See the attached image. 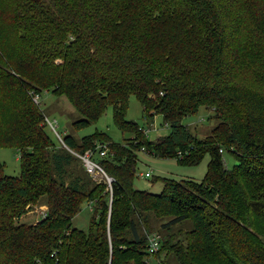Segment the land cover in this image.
<instances>
[{
    "label": "trees",
    "instance_id": "trees-1",
    "mask_svg": "<svg viewBox=\"0 0 264 264\" xmlns=\"http://www.w3.org/2000/svg\"><path fill=\"white\" fill-rule=\"evenodd\" d=\"M44 91L73 103L75 130L112 107L126 142L63 135L112 184L57 147L34 98ZM132 95L168 135L126 118ZM202 106L219 124L199 139L181 120ZM0 147L21 156L16 176L0 161V264H264V0H0ZM139 150L211 159L201 181L163 176L153 193L134 185ZM45 199L44 219L17 221ZM85 203L88 231L73 226ZM150 214L168 219L154 253Z\"/></svg>",
    "mask_w": 264,
    "mask_h": 264
},
{
    "label": "rangeland",
    "instance_id": "rangeland-1",
    "mask_svg": "<svg viewBox=\"0 0 264 264\" xmlns=\"http://www.w3.org/2000/svg\"><path fill=\"white\" fill-rule=\"evenodd\" d=\"M35 101L41 107L42 112L46 115V120L43 122L47 131L51 133L53 141H55L57 147L62 146L67 148L72 154L76 155L77 158L83 163V159L79 155H83L77 152L79 155L72 152L63 139L64 134L74 133L77 139H80L87 134H91L97 130L107 132L112 139L119 142H126L127 135H125L117 125L114 123L113 110L109 107L106 113L103 114L101 119L97 122L91 123L86 128L75 130L72 126L73 122L81 119V115L76 111L73 103L70 102L69 98L65 95H55L51 91H44L42 95L35 96ZM126 118L128 120H134L141 124L142 127H149L152 124V130L148 132L149 138L152 140L159 139V136H165L170 133V128L163 122V115H157L151 123H147V120L143 118V107L135 95L131 96L129 109ZM186 126L190 127L191 132L196 135L199 139L206 138L209 136L213 129L219 124L218 119L215 118L214 111L202 106L200 111L196 114H190L181 120ZM132 136H130L131 138ZM130 140V139H128ZM139 155L137 175L134 179V185L141 190H149L153 193H160L164 183L160 177H170L176 179H195L201 181L204 175L208 171V162L210 161V155H207L200 164H183L180 163V158H155L149 153L143 150L137 151ZM20 151L16 148L10 147H0V161L5 162V171L8 175H18L21 171V161H20ZM91 159L95 160L93 154ZM224 165L228 169H232L234 164L237 162L235 157L228 151L223 154ZM80 164V162H77ZM85 167V165H84ZM103 168V167H102ZM86 169V168H85ZM104 171L101 174L92 175L89 174L96 182L108 183L107 177L110 179L111 176L108 174L107 170L103 168ZM147 173H149L148 176ZM157 180V181H156ZM48 210V205L46 199L40 203L33 205L22 217L17 221L19 223H38L46 216V211ZM93 215L91 205L85 203L79 214L73 219V226L83 229L85 231L89 230L90 219ZM149 225L151 232L149 233V238L156 236L157 239H162V234L167 233L163 231V224L168 223V219H157L153 214H150ZM250 227V226H248ZM187 228H193L191 221H186L183 225H178L171 231L172 234L179 233L182 229L185 231ZM162 230V231H161ZM177 236L174 237L176 239ZM161 246V244H160ZM146 264H155V259L150 258Z\"/></svg>",
    "mask_w": 264,
    "mask_h": 264
},
{
    "label": "built area",
    "instance_id": "built-area-1",
    "mask_svg": "<svg viewBox=\"0 0 264 264\" xmlns=\"http://www.w3.org/2000/svg\"><path fill=\"white\" fill-rule=\"evenodd\" d=\"M102 151L100 154L102 155H106V152L108 150V147L106 144H102V145H99L98 148H102ZM74 152L75 154L79 155L77 152H75L74 150L72 151ZM93 152L91 151H87L85 153V155H79L82 159H83V162H84V165H85V168L87 169V171H89L92 175H97V174H101L102 171H104V169L101 167V165L96 161V160H93L91 159V155H92ZM149 173H147V175L145 176H148ZM107 177V180H108V183L112 184V179H110L108 176ZM150 239V251L151 252H156L159 250L160 248V239L156 236H153Z\"/></svg>",
    "mask_w": 264,
    "mask_h": 264
}]
</instances>
